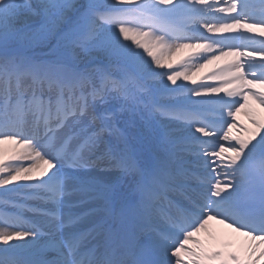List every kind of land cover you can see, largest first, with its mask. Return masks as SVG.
Here are the masks:
<instances>
[{"label": "snow or ice", "instance_id": "6c2138e0", "mask_svg": "<svg viewBox=\"0 0 264 264\" xmlns=\"http://www.w3.org/2000/svg\"><path fill=\"white\" fill-rule=\"evenodd\" d=\"M257 29L264 0H0V145L32 161L0 163V187L27 182L0 192V264H260L264 135L232 136L264 104ZM184 48L204 52L172 71ZM228 56L244 59L206 77L220 86L177 84ZM209 93L226 95L191 99ZM213 220L245 257L205 248Z\"/></svg>", "mask_w": 264, "mask_h": 264}, {"label": "bare ground", "instance_id": "6f19581e", "mask_svg": "<svg viewBox=\"0 0 264 264\" xmlns=\"http://www.w3.org/2000/svg\"><path fill=\"white\" fill-rule=\"evenodd\" d=\"M224 15H227V14H224ZM244 31H245L244 29L240 30V32H244ZM237 34L239 33L237 32ZM246 34L253 35L257 37V39H264V37H261L260 35H257L252 32L246 33ZM203 52L204 51L194 53V50L190 48H184L178 52H174L170 59L166 55L164 63L165 65L172 64L174 66L172 71L174 70L183 71L185 69H191L193 61H190L189 57H192V56L199 57L201 54H203ZM236 59H242V57H236V56L222 57L221 60H219L214 65L208 64L207 70L205 72L194 71L189 80L185 81L183 80V78H181L180 80L177 81V83L180 84L181 82H183L184 84L189 85L192 83V81H196V84H195V87H196L202 81H207V82H215L217 83L218 86H220L221 84L220 81L206 79V77L210 76L211 73L214 72L213 69H215L217 66L225 65L226 67L227 65H229ZM157 70L161 71L165 69H157ZM248 78L251 79V77H248ZM229 87L235 88V87H238V85L233 83ZM253 91L264 92V88L257 87V88H254ZM222 95H226V94L225 93H210L202 97H196L195 100H201V99L208 100L212 98H219V96H222ZM228 99H231V98H228ZM208 119L217 120L218 117H216L212 113H209ZM234 123L236 124L235 127L239 129L241 132V135L236 136V137H239L242 139H248L253 134H257L256 139L258 140L259 135H264V127H262V125H264V104H261L259 101L249 97L247 105H245L243 108H241V110L238 113H236L234 117ZM221 143H224L225 146H227V142L221 141ZM25 155L26 154L24 153V149L21 145H17L12 142H8L3 145H0V163L11 164V165L23 163L25 166H28L32 161L29 159H25ZM13 157H19V158L13 159ZM95 174L101 176V178L103 179H108L114 182L118 181L120 183L124 182V178L120 177L118 173H111V174L106 175L104 172L97 170ZM34 175L39 176V171L35 172ZM20 183H27V182L25 181L13 182V184L11 185L0 187V192H2L4 188H13V187H16ZM29 215L30 213H26V216H29ZM39 219L40 218L38 217L34 220L38 222ZM207 234H206L207 238L205 237L203 240V244L205 248H208V249L214 248L218 240L224 241L226 238H231V239L235 238L237 242L234 246H236L240 250V252L243 254H246L247 252V242H248L247 237L241 235L240 233L234 232L233 229L229 228L226 224H221L218 221H216L210 233H207ZM10 243H16V241H12ZM4 246L5 245L0 244V247H4ZM191 247H197V246L192 244Z\"/></svg>", "mask_w": 264, "mask_h": 264}]
</instances>
